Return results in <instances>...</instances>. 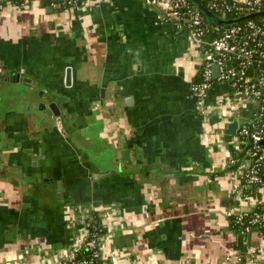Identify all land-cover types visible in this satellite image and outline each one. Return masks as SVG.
I'll list each match as a JSON object with an SVG mask.
<instances>
[{
	"label": "crops",
	"instance_id": "obj_1",
	"mask_svg": "<svg viewBox=\"0 0 264 264\" xmlns=\"http://www.w3.org/2000/svg\"><path fill=\"white\" fill-rule=\"evenodd\" d=\"M42 2L0 10V104L9 99L0 106V264L50 263L80 234L82 216L101 223L106 248L126 264H176L209 245L205 234L233 233L228 186L202 193L230 147L216 119L196 110L201 60L190 36L141 0L51 13ZM227 88L219 82L208 105ZM53 101L59 115L41 107ZM194 256L177 262L201 261Z\"/></svg>",
	"mask_w": 264,
	"mask_h": 264
},
{
	"label": "built area",
	"instance_id": "obj_2",
	"mask_svg": "<svg viewBox=\"0 0 264 264\" xmlns=\"http://www.w3.org/2000/svg\"><path fill=\"white\" fill-rule=\"evenodd\" d=\"M33 0H0V10L12 4L20 11ZM53 9H71L85 0H46ZM157 17L185 31L201 53L199 76L191 84L199 115L222 123L246 118L236 134L227 135L229 152L228 204L224 216L238 239L221 258L205 264H264V15L225 25L209 21L190 0H141ZM217 17L234 19L264 12V0H198ZM204 3V4H203ZM217 75L213 76V66ZM219 82L227 90L211 106L207 98ZM225 171V170H223ZM82 230L65 251H57L48 264H126L121 251L108 250L105 229L95 217L82 216ZM249 234L250 242L247 243ZM128 264V263H127ZM129 264H144L134 262ZM146 264V263H145ZM153 264H158L154 262ZM167 264V263H160ZM176 264H195L190 258Z\"/></svg>",
	"mask_w": 264,
	"mask_h": 264
},
{
	"label": "rangeland",
	"instance_id": "obj_3",
	"mask_svg": "<svg viewBox=\"0 0 264 264\" xmlns=\"http://www.w3.org/2000/svg\"><path fill=\"white\" fill-rule=\"evenodd\" d=\"M63 11H65V9ZM227 19H234V18H227ZM223 24H225V23H223ZM189 45H190V48H191L192 52L193 51L196 52V57L199 60H201L200 59L201 53H199L197 45L192 43V42H190ZM0 87L4 88V86L2 84H1ZM6 91L4 92L2 90L1 93H0V96H2V97L6 96ZM20 93H21L20 89H17L16 94L13 93V95L14 96H20L21 95ZM13 101H14V99H13ZM8 102H9V99L6 98L5 99V103H1L0 106L5 105ZM225 124L226 123H224V121H223L222 129L224 128ZM229 154L230 153H228V150L224 149L223 151H221V155L215 161L217 163L214 166L215 167L214 170H216V171L218 170L219 173H218V175L216 174V177H215L216 181L212 183L211 190L209 189V192L208 191H203L202 192L205 196L211 198V193H212V197H213V195L215 197H218V196H220V194H222L225 191L226 186H229V177H228V173L226 172V159H227V156ZM223 170H225V171H223ZM221 215H222V213H219V215L217 216L220 220L222 219ZM226 220H227V223H228V219L227 218H226ZM202 223H203V227H204L205 226L204 222H202ZM217 225H218L217 231L218 230H223V229L226 230L224 225H222L221 223H217ZM209 233L211 234L212 232H209ZM209 233L205 234L206 235V239L212 238V241L209 243V245H207L206 248H202L200 251L197 250L196 252H194V254H192V255H195L199 259L201 258V261H198L197 264H204V262L202 260H205V259H206V261H208V259H210V260L216 259L219 254H223L231 246V244H229L230 243L229 240L231 239L230 234H233V233L226 231L225 234H223V236L221 238H217L216 236H210ZM232 237H233L234 241L238 239V236L233 235ZM189 252L192 253L193 251H189ZM186 253H188V252H185V254H183V256L181 258L180 257L177 258L174 261V263H176L177 261L186 260L188 256L192 257V255H190V254L186 255ZM199 253H201V254H199ZM164 260L168 261L169 257L158 256V258H156V261H154V262L157 263V262L164 261Z\"/></svg>",
	"mask_w": 264,
	"mask_h": 264
},
{
	"label": "water",
	"instance_id": "obj_4",
	"mask_svg": "<svg viewBox=\"0 0 264 264\" xmlns=\"http://www.w3.org/2000/svg\"><path fill=\"white\" fill-rule=\"evenodd\" d=\"M190 1L195 3V5L198 7V9H200L205 14V16L207 17V19L209 21H212L216 24L225 23V25H230L233 23L240 22L246 18L258 17V16L264 15V12H259V13H252V14L244 15L241 18H237V19H223L219 16L217 17L211 11H208L198 0H190ZM41 6L45 7L46 10L51 13L52 8L50 6H47L44 2L41 3ZM213 70H214L213 76L216 77V75H217V66L216 65L213 66ZM16 76H18V75H16ZM70 81H71V69L67 68L66 74H65V83L70 84ZM127 102H128V100H127ZM48 108H50V110H52L55 115H59V110L57 109V105L54 101L48 105ZM245 120H247V119L246 118H233L232 120H230L229 122H227L225 124L224 128L222 129L223 133L225 135L236 134L237 131L239 130V128L243 125V122ZM59 188L61 189V183H59ZM226 203H227V198H223L221 201V205L222 204L226 205ZM234 234H236V232H234ZM246 240H247V243L250 242L249 234L247 235Z\"/></svg>",
	"mask_w": 264,
	"mask_h": 264
},
{
	"label": "trees",
	"instance_id": "obj_5",
	"mask_svg": "<svg viewBox=\"0 0 264 264\" xmlns=\"http://www.w3.org/2000/svg\"><path fill=\"white\" fill-rule=\"evenodd\" d=\"M46 3H48L46 0H44ZM202 3V2H201ZM204 4V3H203ZM227 18H233L234 17V15L233 14H226L225 15ZM198 76H199V71H198V74H197V76L195 77V80L194 81H196L197 79H198ZM98 221V220H97ZM230 222H228V225H230L229 224Z\"/></svg>",
	"mask_w": 264,
	"mask_h": 264
},
{
	"label": "flooded vegetation",
	"instance_id": "obj_6",
	"mask_svg": "<svg viewBox=\"0 0 264 264\" xmlns=\"http://www.w3.org/2000/svg\"><path fill=\"white\" fill-rule=\"evenodd\" d=\"M45 102H47V99H46V101ZM55 102V101H54ZM52 103V102H51ZM56 103V102H55ZM49 104L48 103H43V105L41 106V107H43V108H45L46 106H48ZM228 137V136H227ZM227 141H228V139H227Z\"/></svg>",
	"mask_w": 264,
	"mask_h": 264
}]
</instances>
